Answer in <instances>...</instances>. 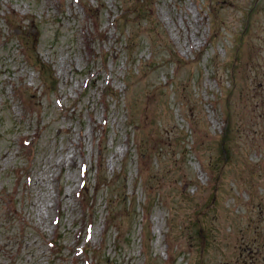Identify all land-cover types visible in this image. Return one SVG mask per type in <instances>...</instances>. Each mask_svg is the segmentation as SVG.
I'll list each match as a JSON object with an SVG mask.
<instances>
[{
    "label": "rangeland",
    "instance_id": "374dc122",
    "mask_svg": "<svg viewBox=\"0 0 264 264\" xmlns=\"http://www.w3.org/2000/svg\"><path fill=\"white\" fill-rule=\"evenodd\" d=\"M0 264H264V0H0Z\"/></svg>",
    "mask_w": 264,
    "mask_h": 264
},
{
    "label": "bare ground",
    "instance_id": "6f19581e",
    "mask_svg": "<svg viewBox=\"0 0 264 264\" xmlns=\"http://www.w3.org/2000/svg\"><path fill=\"white\" fill-rule=\"evenodd\" d=\"M179 33H180V34L182 33V30H181V29H180ZM159 228H160V226H159Z\"/></svg>",
    "mask_w": 264,
    "mask_h": 264
}]
</instances>
